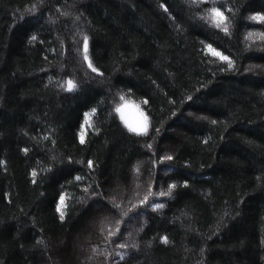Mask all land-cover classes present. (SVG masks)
Returning <instances> with one entry per match:
<instances>
[{
    "label": "trees",
    "instance_id": "obj_1",
    "mask_svg": "<svg viewBox=\"0 0 264 264\" xmlns=\"http://www.w3.org/2000/svg\"><path fill=\"white\" fill-rule=\"evenodd\" d=\"M261 15L264 0H0V264H264Z\"/></svg>",
    "mask_w": 264,
    "mask_h": 264
},
{
    "label": "snow or ice",
    "instance_id": "obj_2",
    "mask_svg": "<svg viewBox=\"0 0 264 264\" xmlns=\"http://www.w3.org/2000/svg\"><path fill=\"white\" fill-rule=\"evenodd\" d=\"M193 2L195 3L196 0H193ZM201 2H203V0H201ZM209 17H210V20L214 24L215 27H217V28H221L222 27V30L225 33L228 32L229 29H228V25L226 23V21L228 20V17L225 16L224 12H222L219 8H216V7L211 8L210 11H209ZM251 19H254V20L259 19L261 21H264V15L253 16V17H251ZM32 39L35 40L36 37L33 36ZM207 48H208V51L213 56L218 57L222 61H227L228 62V67L229 68L232 67V62H231V60H229V58L227 56H224L220 52H218L215 49H213L211 45H208ZM87 51H88V37L85 36L84 37V59L86 61L88 60ZM88 67L91 68V70L93 72L97 71V69L92 66L90 61L88 63ZM76 87H77V85L72 80H68L67 81V87H66L65 90L69 91V92L75 91ZM116 111L119 112L120 109L117 108ZM92 112L94 113L95 109H93ZM90 115H91L90 113H86L85 114V124L88 125L89 127L91 126V124H90ZM121 118L123 119V117H121ZM213 123H215V121ZM82 128H83V126H82ZM129 130L132 131V132H135L137 134H145L147 132L146 120H145V123L143 125L138 126V127H132L131 125H129ZM84 135L85 134L82 131L81 135H80V142L81 143H84ZM25 151H27V150H25ZM165 159H169L170 160V159H172V157H170V156L169 157H165ZM3 163H4L3 161H0V165H2ZM88 163H89V167L93 166L91 161H89ZM35 175H36V173L33 172V177H35ZM77 179H79V177H77ZM34 182H35V180H34ZM175 187H176V185H169V191L166 192V193H160V195H170L171 194V190L173 188H175ZM147 199L148 198L146 197L145 201H147ZM142 203H144V201H142ZM163 206H164L163 204H155V205H153V210L155 211L157 209L162 208ZM64 207H65V196L61 195L60 201H59V204H58V207H57V212L60 213L61 220L64 219V211H63ZM125 215H127V214L125 213ZM111 235H115V234H111ZM161 240H162L163 243H167L168 242L167 241V237H162ZM262 243H264V241H262ZM119 247L124 248V247H126V245L121 244V245H119ZM120 259L121 260L124 259V255L123 254L120 255Z\"/></svg>",
    "mask_w": 264,
    "mask_h": 264
},
{
    "label": "rangeland",
    "instance_id": "obj_3",
    "mask_svg": "<svg viewBox=\"0 0 264 264\" xmlns=\"http://www.w3.org/2000/svg\"><path fill=\"white\" fill-rule=\"evenodd\" d=\"M120 111H117V114L121 121L129 128V125L132 127H138L145 123V120L141 113L134 107L133 104L129 102H124L118 106ZM123 117V119L121 118Z\"/></svg>",
    "mask_w": 264,
    "mask_h": 264
}]
</instances>
